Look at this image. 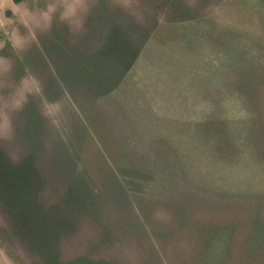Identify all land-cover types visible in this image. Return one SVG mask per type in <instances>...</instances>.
I'll list each match as a JSON object with an SVG mask.
<instances>
[{
    "label": "rangeland",
    "instance_id": "obj_1",
    "mask_svg": "<svg viewBox=\"0 0 264 264\" xmlns=\"http://www.w3.org/2000/svg\"><path fill=\"white\" fill-rule=\"evenodd\" d=\"M0 264H264V0H0Z\"/></svg>",
    "mask_w": 264,
    "mask_h": 264
}]
</instances>
